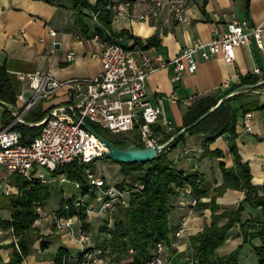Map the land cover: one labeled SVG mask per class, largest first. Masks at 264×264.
<instances>
[{
    "label": "crops",
    "instance_id": "obj_1",
    "mask_svg": "<svg viewBox=\"0 0 264 264\" xmlns=\"http://www.w3.org/2000/svg\"><path fill=\"white\" fill-rule=\"evenodd\" d=\"M96 1L80 0L75 5L74 0H0V61L5 64L11 75L17 93L24 87L18 78V72L51 71L61 80L93 77L100 73L101 58L93 54L100 52L102 43L92 38L95 21L91 13ZM111 1L118 3L125 0ZM128 1L130 4L126 9L127 13L119 14L117 10L113 11L111 27L116 39L130 46L133 39L128 37V33L142 38L156 35L159 39L158 46L142 48L159 50L167 59L176 56L183 48L192 45L198 39L210 41L217 31L226 30L228 21L232 19L247 20L251 26L264 23V0H187L186 9L191 17L188 24L178 22L168 9L148 20H140L138 15L148 9L155 0ZM213 12H218L220 17L212 19ZM51 30L56 34H52ZM72 50L75 52V58L68 60L67 54ZM197 58V69L194 72L183 73L179 80L174 78L173 69L168 67H159L147 77V98L154 105L161 104L163 107V114L155 124L160 141L169 133L175 135V130L184 126V115L196 101L207 96L225 94L233 86L239 85L242 76L247 74H257L260 77L257 82L264 81V49L259 47L255 40L236 47V59L232 63L227 62L222 54L209 59H204L198 54ZM256 67L260 68L259 73H255ZM224 83H228V86ZM234 93L243 94L242 98L233 100L238 107L242 100L261 105L250 110L251 131L244 130L242 124L244 111L238 109L236 138L242 161L250 166L252 182L261 184L264 182V82L258 86L236 90ZM66 99L65 90L61 89L54 98L40 101L32 110H45ZM17 104L21 102L17 101ZM5 109L4 106L0 109V128L5 126V121L13 115L10 110L4 113ZM165 119L171 120V124H166ZM202 139L203 133H187L185 141L179 145L181 150L178 151L176 148L172 151L177 163L181 162L180 165L184 168L194 167L203 173L206 188L210 191V194L203 196L194 207L188 204L191 194L182 192L178 198H174L171 225L173 228L177 226L179 228L184 222L185 232L182 236H175L168 245L172 264H198L189 256L192 251L190 235L213 221L212 210L206 204L224 182L220 161H224L227 166L234 164L233 155L228 148V134L217 137L210 145L212 149L223 150L222 156L212 157L205 154ZM178 156L182 158L181 161ZM6 174V170L0 164V176ZM15 175H9L13 195L18 194L20 190ZM68 183L75 185L73 181L49 183L50 198L41 203L42 212L38 213L36 210L39 217L33 224L31 252L25 258L28 264H56V254L60 247L67 249L74 256L80 251V243L68 229L54 227L53 211L70 198L75 199L83 194L76 185L78 193L67 191L64 184ZM55 190L57 202L52 205L51 198ZM9 195L0 194V222L10 220L12 217L7 201ZM243 196V190L227 187L217 196L219 211L235 206ZM243 216L248 217L247 210ZM92 220H97L98 223L94 225ZM88 221L89 240L85 244L92 246L104 235L99 231L103 219L95 216ZM223 221L224 219H220L219 222ZM76 228H83L82 220ZM239 231V225L236 224L231 228L227 240L235 238L239 242L241 240ZM38 234L42 237H38ZM15 236L12 228L0 226V264H7L9 261ZM42 239L49 241L47 247H42ZM216 255H219L217 250Z\"/></svg>",
    "mask_w": 264,
    "mask_h": 264
},
{
    "label": "built area",
    "instance_id": "obj_2",
    "mask_svg": "<svg viewBox=\"0 0 264 264\" xmlns=\"http://www.w3.org/2000/svg\"><path fill=\"white\" fill-rule=\"evenodd\" d=\"M186 1L155 0L138 18L148 20L168 9L178 22L188 24L191 17L187 13ZM129 4L128 0L118 3L110 0L107 7L124 14L127 13ZM91 16L97 24L103 26L99 22L98 11H92ZM219 17L218 12L212 13V19ZM103 28L105 29L104 26ZM105 32L104 36L99 31L93 32L92 35L94 40L102 43L100 52L93 54L100 56L102 70L93 77L61 80L51 71L18 72V78L24 85L17 93V101L21 104L7 105L14 119L0 128V164L7 172L5 176H0V194L13 193L9 182L11 174L44 183L73 181L81 191L87 188L86 193H93L95 196L92 201L87 202L84 197L86 193H83L77 197L76 204L84 205L90 218L99 216L107 221L108 225H112L117 210L129 206L132 188L108 184L104 177L96 175L91 168L85 170L87 184L71 179L66 171H58L72 162L92 163L105 156L109 150L84 122L94 123L112 133H136L143 146L163 143L155 128L163 114V107L161 104L154 105L146 96L149 73L159 67H168L173 69L174 78L179 80L183 73L197 69L198 54L204 59L222 54L227 62L232 63L236 59V47L240 45L255 40L258 46L264 49V23L251 26L247 20L232 19L228 21L226 30L217 31L210 41L198 39L168 59L159 50L124 46L111 31L105 29ZM51 33L56 34L54 30H51ZM67 58L73 60L75 52L70 51ZM259 72L260 68L256 67L255 73ZM224 85L228 86V83ZM61 89L65 90L66 101L49 106L48 113L41 120L30 122L33 125H41V129L32 141L24 142L22 132L14 128V124L28 123L27 113L40 101L54 98ZM75 112L78 118L75 117ZM171 122L165 119L166 124L170 125ZM242 124L245 131H251L250 110L244 111ZM134 188L142 189L144 184L137 181ZM97 192H100V195H97ZM198 201V198L193 196L188 200V204L194 207ZM69 208V204H65L61 210L53 211L54 227L68 229L80 243L81 254L73 257L70 253H65L64 262L74 260L72 264H121L112 260L100 247L86 248L89 232L84 228H76L81 218L77 213H69ZM42 209V204L37 201L38 213L42 212ZM184 232L185 224L182 222L180 227L170 234V239L182 236ZM15 243L19 247L18 236H15ZM24 261L28 264L25 259ZM135 264H172L167 242L158 241L152 248L149 260Z\"/></svg>",
    "mask_w": 264,
    "mask_h": 264
},
{
    "label": "trees",
    "instance_id": "obj_3",
    "mask_svg": "<svg viewBox=\"0 0 264 264\" xmlns=\"http://www.w3.org/2000/svg\"><path fill=\"white\" fill-rule=\"evenodd\" d=\"M79 2L80 0H74L75 5ZM108 2L110 0H97L93 6V11H98L99 22L105 29L112 32L111 22L114 12L107 7ZM103 26L95 22L94 32L99 31L101 35H106ZM127 35L133 39V44L130 46L122 43L127 47L159 45V39L156 35L147 38L138 37L131 33ZM259 78L257 74H247L242 76L239 85L233 86L225 94L207 96L196 101L185 113L183 127L196 121L200 115L217 104L221 97L242 84L255 83ZM242 97V93H234L225 98L211 114L178 134L152 160L133 163L115 160L121 164L124 177L123 181L117 185L132 188L130 204L117 210L112 225H108V222L103 220L99 228V231L104 234L103 237L100 238L99 236L100 239L98 238L96 244L86 245V248L100 247L106 255L118 263L135 264L149 260L152 248L158 241L165 240L169 245L172 242L170 234L178 229V226L173 228L171 225V210L174 205V198H178L184 192L191 194V197H197L198 202H200L203 196L210 194V191L206 188L203 173L197 171L194 167L184 168L180 165L181 162L177 163L172 151L185 141L187 133H203L202 147L205 154L212 157L222 156L223 150L212 149L210 145L217 137L228 134V148L233 155L234 164L227 166L224 161H220L224 182L216 189V194L212 196L210 202L206 204L212 210L213 221L210 225L190 235L192 251L189 256L196 260L198 264H242L239 257L240 250L245 244H250L257 258V264H264V182L261 184L252 182L250 166L247 162L242 161L236 142L238 136V109L241 108L243 111H247L253 109V107H261V105L256 102L242 100L240 106H236L233 100ZM16 103L17 89L5 64L0 61V106L6 108L5 113L9 111L7 104ZM48 111L49 109H31L26 117L28 123L16 122L14 124V128L22 132L24 142L32 141L41 129V125H33L30 122L41 120ZM13 119L14 116L12 115L11 118L5 121V125ZM92 124L99 133L105 135L120 148H124L132 142L143 146L138 135L112 133L94 123ZM183 127L177 128L175 133ZM173 134L165 135L162 142L168 140ZM178 158L180 161L182 160L180 156ZM91 164L72 162L62 166L58 171H66L71 179H77L87 184L88 179L85 170L90 168ZM15 179L20 189L19 193L9 195L7 198L12 217L10 220L1 221L0 226L12 228L14 234L19 237V247L13 243L14 248L7 264H26L24 259L31 252L33 224L39 217L35 208L36 202L45 203L50 198L51 191L49 183L40 182L39 180L30 181L20 175H15ZM137 181L143 183L144 188H134ZM86 184H84L85 187H87ZM227 187H236L243 190L244 196L235 206L219 211L220 204L216 199ZM187 189L191 191L188 192ZM87 190L85 188L82 193H86ZM76 199L74 197L70 198L57 210L59 211L65 204H69V213L79 214L83 228L88 230L90 223L86 208L82 204H76ZM245 210L248 213L246 218L243 216ZM220 219H224V221L220 223ZM236 224L239 225L238 235L242 241L229 253L216 255L217 248L227 240L231 228ZM38 237H42V235L38 234ZM255 239H258L259 243H254ZM48 244L49 241L42 239V247H47ZM65 253H69V251L63 247L58 249L56 264H68V262H64ZM80 254L79 251L75 257ZM72 256L74 257V255ZM70 262L74 263V260Z\"/></svg>",
    "mask_w": 264,
    "mask_h": 264
},
{
    "label": "rangeland",
    "instance_id": "obj_4",
    "mask_svg": "<svg viewBox=\"0 0 264 264\" xmlns=\"http://www.w3.org/2000/svg\"><path fill=\"white\" fill-rule=\"evenodd\" d=\"M2 106H0V109ZM29 114V112H28ZM27 114V115H28ZM133 132L128 133L127 135L132 134ZM132 135H136V133H133ZM177 150L180 151L181 147H177ZM2 166V165H1ZM91 170L96 174L104 177L108 184H119L121 181H123L124 177L122 174V168L121 164L114 159H110L106 156L97 158L92 164L90 165ZM67 191H72L75 193H78L77 188L74 184H64ZM55 188V187H53ZM86 200L91 201L95 198L93 193H86ZM97 195H100V192H97ZM57 202V192L56 190L53 193V196L51 198L52 205H55ZM95 217V216H94ZM99 217V216H98ZM90 218V217H89ZM93 224L96 225L98 222L97 220H92ZM86 231H90V228ZM240 240L238 242L235 238H230L229 240H226L220 247L217 248V253L219 255H223L226 253H229L230 251L234 250L238 244L241 242ZM254 243H259L258 239L254 240ZM252 246L250 244H245L243 248L240 250L239 257L241 259L242 264H257V258L251 249ZM245 259V261H244ZM244 262V263H243Z\"/></svg>",
    "mask_w": 264,
    "mask_h": 264
},
{
    "label": "water",
    "instance_id": "obj_5",
    "mask_svg": "<svg viewBox=\"0 0 264 264\" xmlns=\"http://www.w3.org/2000/svg\"><path fill=\"white\" fill-rule=\"evenodd\" d=\"M263 82L264 81L242 84L239 87H237L234 91L241 90V89L248 88V87L258 86L262 84ZM232 92L221 97L220 100L217 102V104L210 107L206 112L200 115L198 119L194 121L192 124L183 127L179 132H177L175 135H173L170 139L166 140L165 142L161 144H156L154 146H149V147L140 146L137 143L132 142L126 147L120 148L117 145H115L105 135L99 133L97 129L89 122H84V125L88 127L91 131H93L95 134H97L100 137V139L105 143V145L109 148V150L105 153L106 157L110 159L122 161V162H131V163L148 161V160H152L155 156H157L160 153L161 149H163L164 146L169 144L178 134L184 132L188 127L200 122L202 119H204L209 114H211L225 100V98L232 95ZM74 114H75V117L78 118L77 112H75Z\"/></svg>",
    "mask_w": 264,
    "mask_h": 264
}]
</instances>
